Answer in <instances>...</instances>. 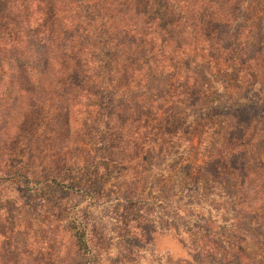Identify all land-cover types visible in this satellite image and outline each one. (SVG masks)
<instances>
[{
  "label": "trees",
  "instance_id": "1",
  "mask_svg": "<svg viewBox=\"0 0 264 264\" xmlns=\"http://www.w3.org/2000/svg\"><path fill=\"white\" fill-rule=\"evenodd\" d=\"M262 1L0 0V78L20 91L22 78L38 94L44 129L69 128L75 109L92 127V156L43 168L54 193H79L90 211L68 220L63 264L114 262L96 244L104 228L91 193L102 159L123 162L127 152L138 154L135 167L103 203L129 233L174 238L193 254L182 264H264ZM219 61L231 71L215 77ZM10 108L0 104V122ZM192 133L194 170L175 156ZM106 148L112 156H95ZM32 161L9 166L0 156V178L33 175Z\"/></svg>",
  "mask_w": 264,
  "mask_h": 264
},
{
  "label": "rangeland",
  "instance_id": "2",
  "mask_svg": "<svg viewBox=\"0 0 264 264\" xmlns=\"http://www.w3.org/2000/svg\"><path fill=\"white\" fill-rule=\"evenodd\" d=\"M262 5L264 10V0ZM222 69L227 73L231 71L227 63L219 61L212 64L211 72L218 77ZM19 79L22 91L18 90L17 80L8 82L0 78V104L7 102L11 107L8 112L9 121L0 122V156H3L9 166L22 165L33 159L30 162L33 175L16 173L11 178H0V232L4 233L0 237L3 244L0 252L2 249L5 251V260L11 258L9 263L4 260L3 264H63L66 246L63 231L68 220L71 221L72 213L77 210H82L86 215L90 211L81 208L86 201H81L77 196L79 193L67 197L54 193L47 186L48 179L44 176L46 171L43 168L52 164L54 166L60 160L75 161L79 165L88 155L92 156V127L84 126L81 114L75 109L69 128L44 129V121L41 120L43 115L36 110L38 94L28 92L25 80ZM47 102L53 104L52 97ZM189 140V143L182 141V147L175 156H181L182 164L190 163L194 170L200 162L198 156H201V150L197 148L195 133L189 136ZM95 156L104 158L112 155L110 149L106 148ZM137 156V153L127 152L121 155L123 162H117L113 158L102 159L106 169H97L101 186L91 195L99 198L94 205L98 211L97 220L102 223L99 227L104 228V231L95 235L96 244L100 253L108 255L115 262L112 264H182L183 258L193 254L174 238L150 228L151 235L146 242L144 236L129 233L132 229L124 226L123 215L119 211L109 212L107 204L103 203V200L114 195L120 182L125 183L128 177L126 174L133 171L136 161L134 158ZM24 176L38 181H33L36 182L34 185L30 183L25 186L21 183L24 182ZM141 213L142 217H148L145 211L142 210ZM106 214L110 219L103 217ZM131 236L135 238L134 241H130ZM133 243L136 245L131 248ZM245 249L249 252L254 250L250 244H246ZM250 255L256 256L255 253ZM16 258L17 263L14 262Z\"/></svg>",
  "mask_w": 264,
  "mask_h": 264
}]
</instances>
